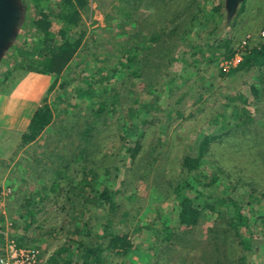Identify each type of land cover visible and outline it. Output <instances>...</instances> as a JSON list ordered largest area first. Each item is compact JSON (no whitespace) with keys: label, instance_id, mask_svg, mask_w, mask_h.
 Masks as SVG:
<instances>
[{"label":"rangeland","instance_id":"1","mask_svg":"<svg viewBox=\"0 0 264 264\" xmlns=\"http://www.w3.org/2000/svg\"><path fill=\"white\" fill-rule=\"evenodd\" d=\"M72 2L75 7L62 0H6L10 12L0 40V102L21 101L20 109L14 106L10 114H14L13 119L20 114L21 119L26 108L24 122L35 108L47 104L53 119L36 141L28 145L21 142L24 125L19 129L14 125L0 126V181L11 185L6 186L10 192L3 196L9 201H4V212L0 210V224L14 241V237L23 236L21 245L36 250L40 264H46L57 250L72 241L87 242L94 234L101 235L102 229L97 225L111 218L107 210L88 203L86 207L83 202L68 203L92 201L90 185L76 187L82 179L91 181L90 168L92 173L100 170L102 175H98L99 183L95 185H111L118 191L114 222L121 216L124 222L116 223L114 229L127 235L138 251V256L131 254L126 258L142 264L139 261L143 255L153 253L155 229L161 226L157 217L175 219L174 198L167 197L166 192L182 176L183 157L196 156L204 149L205 141L216 150L209 149L206 156L211 161L218 160L227 177L236 182L246 181L249 189L264 193V83L260 81L264 76L260 77L259 67L230 74L251 49L264 45V0H242L229 7L227 0H222L216 13L211 12V5L206 6L203 13L213 21L207 28L194 30L189 39L193 43H188L203 46L202 51L193 55L190 46H181L175 55L181 60L153 67L157 59L147 60L146 50H142L134 60V67H142L143 71L136 75L128 69L127 73L122 71L130 56L129 45L135 41L131 36L134 25L127 17L138 9L141 21L147 13L144 2L141 6L134 0ZM42 12L49 15L50 31L55 38H61L57 34L64 29L65 39H80L79 52L58 77L39 73V61L43 58L37 42L40 28L33 24ZM75 14L77 20L73 23L60 17L74 18ZM214 26L215 42L208 36L209 28ZM219 39L228 41L220 46ZM211 43L213 48L208 49L206 45ZM115 68L123 75L114 73ZM11 69L15 70L14 76L4 82L5 73ZM167 74L176 75L178 86L169 103L166 94L156 93L152 88H155L152 84L164 81ZM251 85L261 86L258 98L250 93ZM97 102H103V111L98 110ZM151 104L152 109L148 107ZM238 105L248 108L251 118L239 121L241 126L233 136L222 140L210 136V141H203L205 135L215 134L207 130L213 119L220 116L234 122L233 111ZM123 137L129 139L126 146ZM137 142L141 150L132 161L128 149ZM84 159L91 166L83 167ZM107 162L112 163L111 174L103 175ZM73 172L76 179L68 178ZM54 182L58 183V189L52 193ZM44 185L48 189L47 198L43 195ZM36 190L39 196L34 194ZM30 199L35 204L33 201L30 204ZM252 206L255 211L264 210V203ZM212 219L214 216L206 211L198 227L192 230L183 227L181 232L189 234L186 241L194 240L195 245H187L185 249L179 244L177 248L171 246L170 256L158 264H173L180 257L184 264H205L202 254L213 247L214 235L209 231ZM261 229V224L254 228L257 232ZM253 240V262L262 264L264 238ZM102 242L106 244L107 240ZM73 247L72 262L79 255L76 245ZM223 247L222 255L232 244L228 242ZM238 248L236 244L235 253H240ZM252 254L246 253L247 261ZM113 259L118 264L127 261L121 257Z\"/></svg>","mask_w":264,"mask_h":264},{"label":"trees","instance_id":"2","mask_svg":"<svg viewBox=\"0 0 264 264\" xmlns=\"http://www.w3.org/2000/svg\"><path fill=\"white\" fill-rule=\"evenodd\" d=\"M62 1L69 7H75L72 0ZM76 1L80 2V0ZM221 1L222 0H218V3H216L215 0H201L200 3H196L195 0H134L138 6H141V2H144L147 13L141 21H139L140 19L138 18V9H134L135 11H132L131 14L129 13L127 17L129 20L130 18L132 19L131 24L134 25V28L132 29L133 33L131 36L135 41L129 45L130 48L127 53L130 54V56L127 57L124 65L125 67L122 71L127 73V69L131 70L133 75L142 73V67H134V60L142 50H146L147 60H150V57L157 59L153 67L160 66V63L167 65L171 61L181 60L178 57L175 58L181 46H190L189 48L193 51V55L198 51H202L204 49L203 46L199 48L194 44L188 45V43H193L190 42L189 39L194 30L202 27L207 28L206 26L209 22L213 21L212 17L204 15L203 8L211 5V12L216 13V11H220V7H222ZM123 9H125V7H123ZM126 11L127 10H125V12ZM60 17L64 22L73 23L75 19L77 20L76 14L74 18L65 15H61ZM48 18L49 15L47 12H42L39 14L37 21L33 24V26H38L40 28L39 32L41 34L37 36V42L41 45L43 54V58L39 61V73L58 77L62 74L64 68L72 58L79 52L81 48L80 39H65L64 36L66 32L64 29L57 34L61 38H55V34L50 31L51 24ZM216 34L217 28L215 26L212 28L210 27L208 36L212 37L214 42L217 41ZM227 41L228 40L224 41V39H219L218 43L221 46L222 43ZM144 44L146 46L142 47ZM212 45H214V43L207 44L206 46L208 49H211L213 48ZM54 46H56V49L53 51L52 48ZM253 67L262 69L260 77L264 76V45L260 48L251 49L243 57L242 62L231 70L230 74L239 71H249ZM113 71L114 73L116 72L123 75L122 71L117 68ZM14 72V69L8 70L5 73L3 81H10V78L14 76ZM176 80V75L167 74L165 80H162L163 82L160 81L159 84H152L155 86V88L153 86L152 88L156 93L162 92V94H166L167 102L169 103L173 101L172 96L176 88H178L175 84ZM260 81L264 83V78L262 80L260 79ZM53 86L54 83L51 84L50 88L52 89ZM261 91V86L257 88L256 85H251L250 87V93H252L253 98H258L260 95L259 92ZM101 103L103 102H97L99 111H103L104 109L101 107ZM148 107L152 109L153 105L151 104ZM235 108L236 109L233 111L235 115L234 122L222 120L220 116L219 118L213 119L207 125V130H211V133L215 134L205 135L203 141L206 139L210 141V136L211 138L218 137L221 140L226 139L225 137L233 136L241 126H239V121H248L249 118H251V113L247 110L248 108L240 105ZM244 117L245 120H243ZM52 119L53 116L48 105L41 104L31 117L26 131L21 135L22 144L28 145L36 141V139L51 125ZM209 133L210 132H208V134ZM122 141L123 145L126 146L129 139L123 137ZM209 144L208 141H205L203 143L204 149L202 148L196 156L185 155L183 157L181 161L182 176L178 178L179 180L175 181L171 185L170 190L166 192L167 197L172 196V198H174V201H172L174 202L172 210L175 214V219L172 220L169 217L162 218L161 215L157 217L158 220H160L161 226L155 229V244L151 248V250H153L151 254L156 255L157 250L158 253L155 258H153L151 254L143 255L142 253L141 255H143V257L139 261L142 262V264L160 263L166 256H170L172 253L173 249L171 250V246L177 248L179 245H182L184 249L187 245L193 247L195 245L194 240L192 241L189 239V241H186L187 235L189 234L181 232L182 228L184 227V230H192L198 227L200 219L206 211L214 216V219H212L213 225L209 229L214 237L213 241H211V245H213L212 250H205L202 254V259H204L205 264H255V262H253L252 244L254 241L253 239L257 237L264 238V210L255 211L252 205L263 204L264 193L261 191L258 192L254 188L249 189L246 181L236 182L227 177L226 170L219 165L220 162L218 160L211 161L212 159L206 156L205 153L209 152V149L211 151H216L215 148L213 149ZM220 144H222V141L218 145ZM132 146V149L129 148L128 150L131 155L130 158L133 161L141 150V144L140 142L135 143V145L132 143ZM82 153L79 156L83 159L84 156ZM262 158L264 162V156ZM205 160L208 162H204ZM82 164L84 165L83 167L91 166V164L85 162V159L82 160ZM111 166L112 163L107 162V168H104L103 175L111 174L109 169ZM33 170L35 171V168H33ZM92 170L93 169L90 168L89 174L92 177L91 181L89 182L87 179H82L80 184L76 187L81 189L86 183L90 185L92 201H68V203L70 205L72 202H83L85 206L88 203L90 206L107 210V212L111 214V218L107 219L104 224L97 225L98 228L102 229L101 235L94 234L93 237L89 236L90 240L87 242L79 241L76 243L72 241L67 247H62L57 250L47 260L46 264H118V262L113 259V256L117 259H119V257L127 259L126 257H129L131 254L138 256V251L134 249V245H132L128 236L114 229L116 223L119 224L124 222L122 216L117 222H114V214L118 207L115 195L118 191H115L111 185L107 184L102 185L100 183L99 186H96L95 183H99L98 175H102V173L100 170L98 172L95 171L96 173H92ZM259 170H261L260 166L256 169L255 173L258 174ZM61 173L62 171L58 173V179L61 178ZM75 176L77 175L73 172L68 178L73 179ZM117 177L118 176L115 175L114 179ZM65 178H67V175ZM122 183L123 182H121V184ZM257 184L258 183L255 185ZM53 185L55 187L51 189V191H53L52 193L56 192L58 189L57 182H54ZM200 185L202 186L201 188ZM217 186L219 189H216ZM43 187L44 198H47L48 195L45 193L48 190L46 189L47 185ZM189 193L193 194V196H190ZM34 194L39 196V190H36ZM34 194L29 198H32ZM81 197L83 196L81 195ZM33 200L34 199H30L28 202L31 204ZM33 204H35V201H33ZM251 219H253V221H251ZM260 224L262 225L261 231H255L254 228ZM89 231H91V228ZM14 238L19 247H26L21 245L22 239L24 238L23 236H16ZM104 239L107 240L106 244L102 242ZM228 242L232 244V247L222 255L224 251L223 246H226ZM0 243L3 244L2 235H0ZM236 244L240 247V249L238 248L240 253H235L233 250ZM74 245H76L79 255L76 261L72 262L74 252L71 253V251ZM246 253L252 254L250 261H247ZM174 255L175 254H173L172 257H174ZM179 260V262L177 261L173 264H184L182 257H180ZM126 263L140 264L128 259L125 261V264ZM262 264H264V261Z\"/></svg>","mask_w":264,"mask_h":264},{"label":"crops","instance_id":"3","mask_svg":"<svg viewBox=\"0 0 264 264\" xmlns=\"http://www.w3.org/2000/svg\"><path fill=\"white\" fill-rule=\"evenodd\" d=\"M24 92H26V91H24ZM12 105H13V107H12ZM14 106L17 107V108L19 107V109H20L21 101H19L18 99H14V100L10 101V103H9V101L3 102V103L0 102V126L7 125V126H11L12 127L14 125V128L19 129V126L24 125L22 127L23 128L22 132H24V131H26V129H27L28 125H29L30 119L33 116L36 108L35 109L33 108L34 111L31 114L30 118L27 117L28 118L27 121L24 122V121H22V119L24 118V115L27 114V109L26 108L23 109V111H22L23 112V115H22L23 117L21 119L18 118V117H21L20 114H18L15 117V119H13L14 118V114H10V113L12 111L11 110L12 108L14 110V108H15ZM2 112H3V114H2ZM1 178H2V176L0 175V179ZM6 186H11V185L6 184L5 181L4 182L0 181V187H6ZM0 201H9V200H5V197H2L0 195ZM3 204L5 206V203H3ZM0 210H2L4 212L3 207L0 208ZM2 227H3V223L1 222V224H0V235L3 236V244L0 243V251H1L0 254L2 253V250H3L4 246L6 245V243L8 242V240H12L11 235H8V233L6 231H3L4 228H2Z\"/></svg>","mask_w":264,"mask_h":264},{"label":"built area","instance_id":"4","mask_svg":"<svg viewBox=\"0 0 264 264\" xmlns=\"http://www.w3.org/2000/svg\"><path fill=\"white\" fill-rule=\"evenodd\" d=\"M10 192L6 187H0V195ZM4 201H0V208L4 207ZM3 205V206H2ZM39 253L31 248L19 247L16 242L8 240L0 254V264H40Z\"/></svg>","mask_w":264,"mask_h":264},{"label":"water","instance_id":"5","mask_svg":"<svg viewBox=\"0 0 264 264\" xmlns=\"http://www.w3.org/2000/svg\"><path fill=\"white\" fill-rule=\"evenodd\" d=\"M239 1L242 0H227V6L229 7L235 5ZM9 12L6 0H0V40L3 32H5V29L7 28Z\"/></svg>","mask_w":264,"mask_h":264}]
</instances>
